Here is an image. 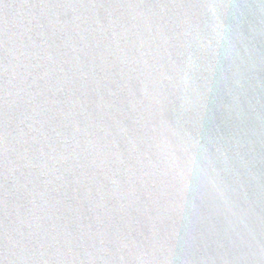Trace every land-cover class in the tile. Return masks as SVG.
<instances>
[{"label":"water","instance_id":"water-1","mask_svg":"<svg viewBox=\"0 0 264 264\" xmlns=\"http://www.w3.org/2000/svg\"><path fill=\"white\" fill-rule=\"evenodd\" d=\"M0 264H264V0H0Z\"/></svg>","mask_w":264,"mask_h":264}]
</instances>
